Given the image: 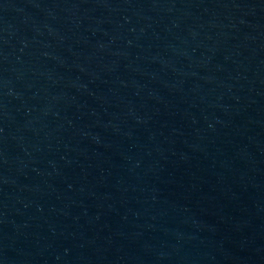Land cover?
Instances as JSON below:
<instances>
[{
  "label": "water",
  "instance_id": "obj_1",
  "mask_svg": "<svg viewBox=\"0 0 264 264\" xmlns=\"http://www.w3.org/2000/svg\"><path fill=\"white\" fill-rule=\"evenodd\" d=\"M0 264H264V0H0Z\"/></svg>",
  "mask_w": 264,
  "mask_h": 264
}]
</instances>
